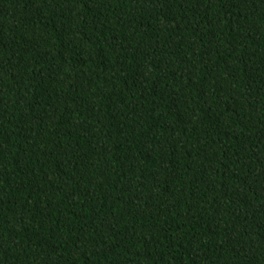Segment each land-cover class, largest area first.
<instances>
[{"label":"trees","instance_id":"1","mask_svg":"<svg viewBox=\"0 0 264 264\" xmlns=\"http://www.w3.org/2000/svg\"><path fill=\"white\" fill-rule=\"evenodd\" d=\"M0 264H264V0H0Z\"/></svg>","mask_w":264,"mask_h":264}]
</instances>
